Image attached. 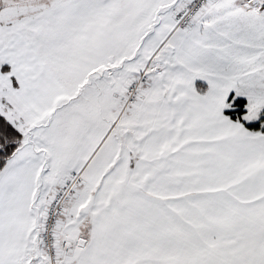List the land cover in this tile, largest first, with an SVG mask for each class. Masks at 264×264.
<instances>
[{"label":"snow or ice","instance_id":"obj_1","mask_svg":"<svg viewBox=\"0 0 264 264\" xmlns=\"http://www.w3.org/2000/svg\"><path fill=\"white\" fill-rule=\"evenodd\" d=\"M0 264H264V0H0Z\"/></svg>","mask_w":264,"mask_h":264}]
</instances>
